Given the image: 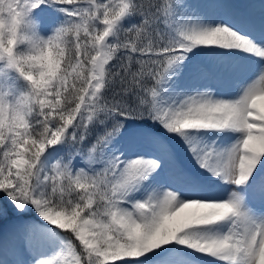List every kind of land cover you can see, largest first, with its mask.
Returning a JSON list of instances; mask_svg holds the SVG:
<instances>
[{
    "label": "snow or ice",
    "instance_id": "obj_1",
    "mask_svg": "<svg viewBox=\"0 0 264 264\" xmlns=\"http://www.w3.org/2000/svg\"><path fill=\"white\" fill-rule=\"evenodd\" d=\"M238 4L0 0V225L32 264H264V21Z\"/></svg>",
    "mask_w": 264,
    "mask_h": 264
},
{
    "label": "clouds",
    "instance_id": "obj_2",
    "mask_svg": "<svg viewBox=\"0 0 264 264\" xmlns=\"http://www.w3.org/2000/svg\"><path fill=\"white\" fill-rule=\"evenodd\" d=\"M7 6L5 5V11ZM9 20L8 17L5 16L3 19H0V27H6ZM74 33H66L63 37L62 41L60 42L59 48L60 51L58 53H54L51 50L48 52V54L44 57V65L46 67V72L41 76V82L44 85L45 89L49 88H56L58 91L57 85L59 84V77L62 73V70L65 68L66 64L74 63V61L71 59L74 46L70 43L69 37L73 36ZM78 54V53H77ZM76 79L78 82L77 84L73 85L74 88L79 87V81L81 77L77 76H71L70 80ZM52 92H49V95H52ZM0 96L3 97L4 101L6 102V106L8 105H14L15 101L12 100V96L10 93V90L7 87H0ZM73 99V93L67 92L64 95V99L62 103H70ZM57 100L60 101V97H57ZM60 104H57V107H59ZM37 106H29L26 103L21 105V111L23 112V115L25 119H30L32 114L35 112ZM42 110V109H41ZM0 127H3L2 122H0ZM19 164H23L24 161L20 160L18 161Z\"/></svg>",
    "mask_w": 264,
    "mask_h": 264
},
{
    "label": "rangeland",
    "instance_id": "obj_3",
    "mask_svg": "<svg viewBox=\"0 0 264 264\" xmlns=\"http://www.w3.org/2000/svg\"><path fill=\"white\" fill-rule=\"evenodd\" d=\"M246 1L243 0V2ZM251 1H253V3L255 2L259 7H262L258 9L255 8L256 10H254V14L258 13V10L264 11V0ZM193 2H200V0H193ZM246 10L249 16L252 15L248 9V6ZM214 139V137H209L206 141L209 143ZM21 222L22 221L19 219H12L6 220L2 225H0V264H32V255L20 250L14 235L15 227ZM62 246V242H57L54 249L51 250L58 251ZM50 255L52 254L50 253Z\"/></svg>",
    "mask_w": 264,
    "mask_h": 264
},
{
    "label": "bare ground",
    "instance_id": "obj_4",
    "mask_svg": "<svg viewBox=\"0 0 264 264\" xmlns=\"http://www.w3.org/2000/svg\"><path fill=\"white\" fill-rule=\"evenodd\" d=\"M246 1V0H245ZM249 1V2H248ZM233 2L235 3H239L238 5H236L237 7H240V8H243V9H246L247 6H248V9L250 11V13L252 15H250V17L255 21V23L257 25H259L262 21H264V11H257L258 13H255L254 14V10L258 9V8H262V7H259L255 2L253 3V1L251 0H247L246 2H243V0H233ZM253 3V4H252ZM247 4V6H246ZM256 8V9H255ZM264 9V7H263ZM235 93V88L231 89L230 92L228 93L229 95H232ZM213 141V140H212ZM212 141H210L209 143H211ZM207 142V141H206ZM219 142V141H217ZM208 143V142H207ZM189 211V210H186V212ZM183 215V214H182ZM12 264V263H11Z\"/></svg>",
    "mask_w": 264,
    "mask_h": 264
}]
</instances>
